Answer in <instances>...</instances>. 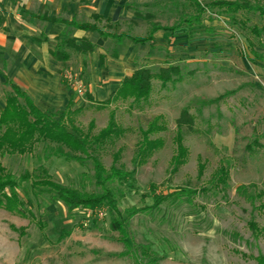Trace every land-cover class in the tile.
<instances>
[{
	"label": "rangeland",
	"instance_id": "374dc122",
	"mask_svg": "<svg viewBox=\"0 0 264 264\" xmlns=\"http://www.w3.org/2000/svg\"><path fill=\"white\" fill-rule=\"evenodd\" d=\"M220 1L236 0H197L203 6ZM246 1L264 6V0ZM135 11L153 18L115 26L92 18L80 23L108 35L145 37L150 24L169 28L179 23L183 13L196 15L185 0H135L132 13ZM221 12L207 7L200 25L177 31L176 37L183 38L181 45L170 47L165 34L159 32L157 47L135 52L137 68L144 66L156 72L171 65L180 71L177 81L163 86L154 80L150 98L139 105L128 101L98 110L95 97L87 92L77 97L63 79L64 72L70 71L87 87V75L79 73L75 65L60 74L83 107L76 119L79 127L86 130L94 121L95 134L106 126L113 110L117 124L127 130L101 153V161L109 169L112 155L121 150L119 164L131 173L125 182L108 185L119 209L141 210L153 205L155 195L179 193L156 210L130 220L133 244L148 246L159 258L158 264H257L255 258L264 256V60L252 55L251 42L259 54L264 55V50L241 30L238 20L248 18L247 26H262L264 21L237 15L234 22ZM92 41L100 43L98 49L106 58L112 59V49L120 52L115 42H101L96 34ZM124 45L128 47L129 42ZM183 109L194 116L195 124L193 132L182 129L188 153L185 164L172 175L175 123ZM157 116L167 128L158 136L164 140V147L146 164L134 167L139 131ZM199 163L204 166L201 177ZM2 164L16 179L26 172L33 174L38 166L36 158L30 156H6ZM44 166L56 183L81 193L99 192L89 162L51 158ZM220 168L228 173L225 185L218 182ZM21 186L19 194L32 202L35 220L0 210V264H135L133 257L120 256L125 249L119 235L109 228L111 215L105 207L100 209L101 217L82 209L70 212L50 195L34 193L29 183ZM250 223L257 227L255 234ZM11 227L24 228L23 236Z\"/></svg>",
	"mask_w": 264,
	"mask_h": 264
},
{
	"label": "trees",
	"instance_id": "16d2710c",
	"mask_svg": "<svg viewBox=\"0 0 264 264\" xmlns=\"http://www.w3.org/2000/svg\"><path fill=\"white\" fill-rule=\"evenodd\" d=\"M186 3L194 9L196 15H181L178 24L172 27H162L160 25L150 24V29L145 37L115 36L104 34L97 28L86 23H80L75 20L67 21L64 19L40 18L43 22L61 23L65 26L66 32L54 39V47L50 49L51 58L59 63L69 61V51L80 55L94 53L97 46L94 42L86 39H76L72 37L74 31H90L98 36L104 42H115L116 45H122L125 41L138 46L146 44L152 45L154 35L159 31L169 32L171 37L176 36L177 31L183 27L192 29L193 25H200V17L207 7L219 8L221 13L231 21L236 20V16L244 15L246 17L256 16L264 21V6L260 3L251 4L246 0H236L235 2H215L203 6L197 0H185ZM136 19L151 20V14L141 15L134 12ZM99 20L109 26L113 25L109 20H103L100 16L91 17ZM246 20H238V26L247 33L257 46L264 50V24L262 26H247ZM185 34V33H184ZM251 53L259 60H264V55L255 50V45L251 42ZM112 59L118 58L116 49L110 51ZM101 63L103 56L100 57ZM180 71L177 66L160 67L156 72L148 67H138L128 77L122 79L119 87L108 99L97 104L96 109L104 110L118 103L130 101L131 105H139L148 101L152 93V82L159 81L162 86L168 82L177 81ZM6 85L10 92L5 97V106L0 113V210L11 215L35 220L31 210L32 202L23 200L19 194L22 184H28L35 193H45L51 196L52 200L65 205L68 211L77 209L93 211L105 207L111 215L109 228L112 232L119 235V241L125 251L120 254L121 257H133L135 264H158L159 258L148 246H135L133 238L129 231L130 220L137 214L156 210L162 203L168 199L176 198L179 193L173 192L169 195H155L152 206L142 208L141 210H126L122 212L119 209L115 194L108 188V185L114 182H125L131 177V173L125 171L124 166L119 164L121 150L112 155V165L106 169L101 161V153L108 145H113L115 141L122 138L127 130L119 126L115 119V112H109L106 126L94 134L95 123L91 121L86 130L77 125L76 119L83 111V107H74L71 99L64 111L56 114H47L40 111L32 99L23 92L18 86L6 80ZM91 100V98H89ZM176 133L173 137L175 154L170 159V173L173 175L186 162L187 149L183 145V132L185 127L189 132H193L195 118L188 109L180 112L176 120ZM167 128L161 116L154 117L148 122L145 130H140V141L137 143L136 151L132 159L134 167H140L158 151L164 147V140L158 137L166 132ZM9 157L30 156L36 158L38 166L33 174L24 173L18 179L7 170L2 159ZM51 158H61L68 162L84 164L89 162L92 165L94 185L99 192L81 193L75 189L65 187L52 180L44 162ZM203 164H198V177L203 175ZM218 182L226 184L228 173L224 168L217 171ZM188 195H194L189 193ZM252 234L257 232L254 223H250ZM11 229L22 237L25 229ZM257 264H264V256L255 258Z\"/></svg>",
	"mask_w": 264,
	"mask_h": 264
},
{
	"label": "crops",
	"instance_id": "0c3cea01",
	"mask_svg": "<svg viewBox=\"0 0 264 264\" xmlns=\"http://www.w3.org/2000/svg\"><path fill=\"white\" fill-rule=\"evenodd\" d=\"M133 2L135 0H0V113L10 92L6 80L25 92L40 111L56 114L64 111L71 99L74 107H79L78 96L60 78L62 70L77 66L79 73L88 77L87 94L100 103L117 90L123 78L137 69L136 51L159 45V32L165 34V42L170 47L184 43L183 38L159 31L152 45H117L122 49L117 51V59L106 58L98 49L100 43H95L94 53L85 56L69 51L70 59L66 63L51 58L49 51L54 47V39L65 33L66 28L61 23L43 22L41 17L83 22L97 15L113 25L138 23L132 13ZM93 34L74 31L72 37L93 42Z\"/></svg>",
	"mask_w": 264,
	"mask_h": 264
},
{
	"label": "built area",
	"instance_id": "2783aa9c",
	"mask_svg": "<svg viewBox=\"0 0 264 264\" xmlns=\"http://www.w3.org/2000/svg\"><path fill=\"white\" fill-rule=\"evenodd\" d=\"M63 79L65 83L73 89L74 93L78 97L84 96L86 92L85 85L78 78H76L70 71L64 72ZM93 212H96L99 217L102 216V211L100 209L93 210Z\"/></svg>",
	"mask_w": 264,
	"mask_h": 264
}]
</instances>
